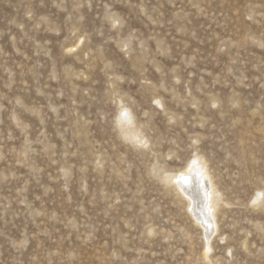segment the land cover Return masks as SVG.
Instances as JSON below:
<instances>
[{
  "label": "rangeland",
  "instance_id": "obj_1",
  "mask_svg": "<svg viewBox=\"0 0 264 264\" xmlns=\"http://www.w3.org/2000/svg\"><path fill=\"white\" fill-rule=\"evenodd\" d=\"M257 193L264 0H0V264H264Z\"/></svg>",
  "mask_w": 264,
  "mask_h": 264
},
{
  "label": "clouds",
  "instance_id": "obj_2",
  "mask_svg": "<svg viewBox=\"0 0 264 264\" xmlns=\"http://www.w3.org/2000/svg\"><path fill=\"white\" fill-rule=\"evenodd\" d=\"M127 112L128 115L125 116L124 113ZM115 127L117 131L120 133L121 137L128 140L131 143L137 144V146L142 147V148H148V143L146 140V143L141 145L137 142V137L142 139V132H140L137 129L136 122H135V117L127 106L124 104L119 105V111L116 115L115 118ZM143 140V139H142ZM256 199L253 201L258 202L261 199H264V193H257L256 194Z\"/></svg>",
  "mask_w": 264,
  "mask_h": 264
},
{
  "label": "bare ground",
  "instance_id": "obj_3",
  "mask_svg": "<svg viewBox=\"0 0 264 264\" xmlns=\"http://www.w3.org/2000/svg\"><path fill=\"white\" fill-rule=\"evenodd\" d=\"M203 170V168L202 169H200V167H198V165H192V164H190L189 165V167H188V170L187 171H185V172H183V174H182V176L183 177H185V178H187V180H188V183H184V182H182L181 183V186H183V188H186V190H188V191H190L191 192V194H192V191L194 190H190V189H187V187H184V186H187V184L188 185H192V179H191V182H189V178H190V174L189 173H192V172H195V173H197L198 174V176H199V178H200V180H201V184H202V186H203V189H204V192H205V195H204V198H206V204H207V207H208V209L212 212V211H214V209H215V207L217 206V203H218V197H217V195L215 194V192H214V190H213V188H212V186H211V184H210V182H209V179H208V177L204 174L205 172L204 171H202ZM195 185H193V187H194ZM198 189V190H197ZM197 189H195L196 190V192L200 195V187L199 188H197ZM202 189V190H203ZM195 190H194V192H195ZM197 194V195H198ZM196 195V196H197ZM198 195V196H199Z\"/></svg>",
  "mask_w": 264,
  "mask_h": 264
},
{
  "label": "snow or ice",
  "instance_id": "obj_4",
  "mask_svg": "<svg viewBox=\"0 0 264 264\" xmlns=\"http://www.w3.org/2000/svg\"><path fill=\"white\" fill-rule=\"evenodd\" d=\"M124 115H125V116H127V115H128V113H127V112H125V113H124ZM137 142H138L139 144H141V145H143V144H145V143H146V141L142 140V139H141V138H139V137H137ZM183 182H184V183H188V180H187V178H183ZM252 203H253V205H255L257 202H256V201H252Z\"/></svg>",
  "mask_w": 264,
  "mask_h": 264
}]
</instances>
